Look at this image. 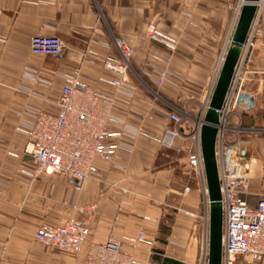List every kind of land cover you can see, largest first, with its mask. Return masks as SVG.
Here are the masks:
<instances>
[{"label":"crops","instance_id":"1","mask_svg":"<svg viewBox=\"0 0 264 264\" xmlns=\"http://www.w3.org/2000/svg\"><path fill=\"white\" fill-rule=\"evenodd\" d=\"M239 3L0 0V264H82L85 249L76 253L36 238L43 222L62 223L71 216L88 222V243L113 236L128 248L127 241L146 228L152 241L142 245L141 256L196 264L202 252L193 256L194 262L187 260L193 254L177 220L168 231L162 229L173 209L186 211L183 203L191 192H181L190 174L187 158L141 132L172 125V107L191 116L199 113L220 56L230 48ZM151 22L174 37L176 46L150 39ZM261 22L263 34L245 60L243 89L250 102L238 111L244 125L258 129L264 126V12ZM33 35L60 36L64 56L33 53ZM116 37L133 48L132 69L122 85L112 83L117 73L103 64L107 57H120ZM77 69L82 80L114 100L108 132L116 149L113 161L97 160V171L80 184L35 173L34 157L24 152L36 114L57 109L62 86ZM164 69L170 74L158 84ZM193 126L187 119L182 130ZM242 137L250 145L249 189L257 190L253 185L262 178L264 135L247 132ZM246 197L256 203L254 193ZM232 264H264V259L238 255Z\"/></svg>","mask_w":264,"mask_h":264},{"label":"built area","instance_id":"2","mask_svg":"<svg viewBox=\"0 0 264 264\" xmlns=\"http://www.w3.org/2000/svg\"><path fill=\"white\" fill-rule=\"evenodd\" d=\"M245 0L240 1L237 14ZM257 11L252 26L243 45L240 59L236 65L229 90L220 113L217 137V159L221 180L223 204V264H232L235 256L249 255L257 260L264 259V194L257 197L252 205L247 194L249 189L250 165L249 142L242 134L258 132V128L243 124L238 107L250 102V95L244 94V82L247 76L245 60L256 42L263 34L261 22L264 12V0H258ZM147 35L154 41L176 46V39L165 33L156 22H151ZM120 57H107L104 66L117 73L112 79L115 85L127 83V75L132 69V46L122 37H116ZM65 44L58 35H33L30 48L33 53L64 56ZM226 50L220 56L219 65L213 77V83L202 101L200 117L189 132L182 130L186 111L172 107L169 118L173 122L160 132L141 133L154 142L172 148L177 153H184L189 167L195 171L201 181L206 201L210 206L205 167L202 155L201 127L209 102L225 61ZM170 74L164 69L158 84ZM157 98L160 95L155 91ZM55 111L40 110L33 125L27 129L25 153L35 160V173L62 175L82 183L97 171V160L113 161L116 149L110 143L108 127L112 118L114 100L100 94L95 87L82 80L77 69L62 86L57 98ZM151 104L152 102L149 101ZM237 114L238 120L231 123V116ZM182 140V143H179ZM191 187L185 186L181 192L186 196ZM84 210V208H82ZM208 225V226H207ZM210 226V213L206 218V229ZM90 226L84 219L71 216L62 223L43 222L36 232V238L48 245L73 252L86 250L82 264H166L141 256L139 252L144 244L152 240L146 228H140L136 237L127 241L109 236L102 242H89ZM208 245L205 246L197 264H208ZM153 253L150 250L149 255Z\"/></svg>","mask_w":264,"mask_h":264},{"label":"water","instance_id":"3","mask_svg":"<svg viewBox=\"0 0 264 264\" xmlns=\"http://www.w3.org/2000/svg\"><path fill=\"white\" fill-rule=\"evenodd\" d=\"M258 0H245L231 38V45L217 78L204 122L201 127L202 155L210 200L209 252L208 264H223V204L219 165L217 159V137L220 113L231 80L240 59L257 11Z\"/></svg>","mask_w":264,"mask_h":264},{"label":"rangeland","instance_id":"4","mask_svg":"<svg viewBox=\"0 0 264 264\" xmlns=\"http://www.w3.org/2000/svg\"><path fill=\"white\" fill-rule=\"evenodd\" d=\"M241 1V0H240ZM240 6V3L238 5V8ZM237 8V11H238ZM223 53V52H222ZM243 107L239 106L237 111H240L239 108ZM201 110V107H200ZM185 111V110H184ZM200 111L196 116H191L190 114H185L186 120L188 119L190 122L195 123L198 121V117H200ZM237 118L238 115L233 114L231 116V119L233 117ZM257 134L259 136L264 135V126L262 128H259ZM259 149V147H257ZM182 156L186 157V154L180 153ZM187 158V157H186ZM264 165V163H262ZM187 170L190 171V174H188V182L187 184L191 187L190 194L183 203V208L185 210H174V212L171 215H167L169 218L166 221L165 227L168 229L172 228L173 222L177 220V224L181 225V232L186 231V240L190 247V254H193L192 257L189 255V262H194L195 254H197V258L201 254L203 248L208 245L209 247V227L206 229V218L210 213V206H208V203L206 201V195L204 193V190L201 186V181L198 178V175L195 173L194 170H192L189 167L188 159H187ZM262 178L257 181V183L253 186L257 188V190H252L251 192L256 195V197L264 194V167L261 171ZM194 192V193H193ZM175 224V223H174ZM176 224V227H177ZM208 226V225H207ZM198 263V260L196 259V264Z\"/></svg>","mask_w":264,"mask_h":264},{"label":"trees","instance_id":"5","mask_svg":"<svg viewBox=\"0 0 264 264\" xmlns=\"http://www.w3.org/2000/svg\"><path fill=\"white\" fill-rule=\"evenodd\" d=\"M163 231L166 232L168 231L167 228L165 226L162 227ZM166 264H177L175 261L173 260H166V262H164Z\"/></svg>","mask_w":264,"mask_h":264}]
</instances>
